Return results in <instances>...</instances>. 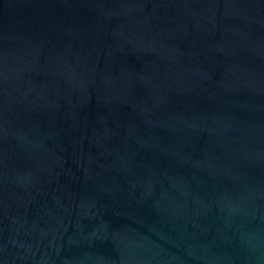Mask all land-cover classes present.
Instances as JSON below:
<instances>
[{"label":"water","instance_id":"1","mask_svg":"<svg viewBox=\"0 0 264 264\" xmlns=\"http://www.w3.org/2000/svg\"><path fill=\"white\" fill-rule=\"evenodd\" d=\"M0 264H264V0H0Z\"/></svg>","mask_w":264,"mask_h":264}]
</instances>
